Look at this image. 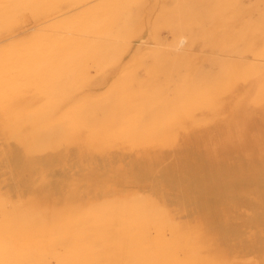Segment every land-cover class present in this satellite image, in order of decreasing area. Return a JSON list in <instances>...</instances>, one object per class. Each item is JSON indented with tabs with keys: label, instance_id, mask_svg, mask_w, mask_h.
Listing matches in <instances>:
<instances>
[{
	"label": "rangeland",
	"instance_id": "obj_1",
	"mask_svg": "<svg viewBox=\"0 0 264 264\" xmlns=\"http://www.w3.org/2000/svg\"><path fill=\"white\" fill-rule=\"evenodd\" d=\"M0 1L24 83L22 123L0 102L1 204L45 216L62 254L74 207L145 197L187 264H264V0H72L11 27ZM45 128L56 149L24 147Z\"/></svg>",
	"mask_w": 264,
	"mask_h": 264
},
{
	"label": "bare ground",
	"instance_id": "obj_2",
	"mask_svg": "<svg viewBox=\"0 0 264 264\" xmlns=\"http://www.w3.org/2000/svg\"><path fill=\"white\" fill-rule=\"evenodd\" d=\"M14 1L16 8L5 13L6 24L9 27L42 14L61 2H73ZM47 51L46 47H42L38 50L37 56L48 54ZM65 54L67 52L59 56L65 60ZM51 62L57 63L53 60ZM23 85L21 47L0 63V102L3 112L21 123L22 115L14 103L13 92L21 90ZM261 90L263 93L264 87ZM76 114L72 116L75 117ZM56 131V128H45L38 137L29 135L24 147L34 148L38 152H48L46 147L56 149L59 140ZM22 136L24 132L18 136L14 158L20 163H25L28 160L24 148L22 150ZM71 212L68 230L72 235V249L68 253L53 254L48 248L50 239L45 238L50 237L51 229L47 235H41V228L45 226V216L35 219V216L21 208L0 203V264H187L182 256L178 244V231L172 219L152 200L136 197L130 203L107 202L104 205L90 206L86 210L74 207ZM218 238L217 241L221 242L222 240Z\"/></svg>",
	"mask_w": 264,
	"mask_h": 264
}]
</instances>
